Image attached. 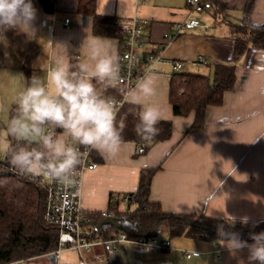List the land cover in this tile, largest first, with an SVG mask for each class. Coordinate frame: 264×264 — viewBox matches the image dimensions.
Masks as SVG:
<instances>
[{
  "label": "crops",
  "instance_id": "0c3cea01",
  "mask_svg": "<svg viewBox=\"0 0 264 264\" xmlns=\"http://www.w3.org/2000/svg\"><path fill=\"white\" fill-rule=\"evenodd\" d=\"M51 1L54 11L49 14L38 0H31L35 9L34 36L13 29L4 33L7 43H0V100L10 102L23 88L27 72L31 76L42 75L40 65L63 57L64 49L69 58L83 61L82 44L100 38L91 32V19L74 12L77 0ZM185 1L96 0L98 14L125 20L126 26L133 17L148 22L144 33L147 50L160 57L154 71L159 76L158 90L151 102L159 108L160 120L171 121L173 128L168 140L157 142L146 151L142 148L143 153H138L141 147L129 142L122 144L114 158H103L93 151L98 158L92 159L97 167L83 176L81 207L85 212H105L110 193L135 192L140 170L161 164L151 180L150 199L158 202L163 211L263 223L264 49L248 48L239 58L234 87L225 93L222 105L207 108L206 123L200 129L185 134L192 115L172 114L168 88L175 61L183 63L181 72L208 76L214 64L231 63L229 23L264 25V0H255L247 19V0H218L222 8L213 6L204 14L190 16L200 20L207 30L196 27L178 31V24L188 16ZM165 34L172 39H166ZM103 43L105 47L114 46L118 55L116 39L103 38ZM163 240L169 241L168 248L145 240H127L109 248L92 245L82 252L67 248L59 255L11 264H103L101 256L107 264H249L247 248L232 253L223 241L169 240L167 236ZM246 243L251 245L253 241ZM184 252H198L199 256L187 259Z\"/></svg>",
  "mask_w": 264,
  "mask_h": 264
},
{
  "label": "trees",
  "instance_id": "16d2710c",
  "mask_svg": "<svg viewBox=\"0 0 264 264\" xmlns=\"http://www.w3.org/2000/svg\"><path fill=\"white\" fill-rule=\"evenodd\" d=\"M42 9L51 14L54 5L51 0H38ZM211 7L222 3L218 0H206ZM255 0H247L244 17L252 9ZM77 15L91 19V32L100 38L116 39L118 41V56L120 45L124 39L125 20L113 15H103L96 12V0H77L75 11ZM229 31L233 42L231 63H216L212 67L211 76L175 71L171 74L168 88V103L172 114L178 117L192 115V122L185 134L194 129L204 127L208 107L220 106L225 93L232 90L236 81V63L248 48L264 49V25L231 24ZM73 64L79 61L69 58ZM27 72V71H26ZM27 72V79L32 77ZM103 96L117 100L119 87L112 88L97 85ZM139 108L123 103L117 111V124L123 121V143H134L144 148L157 142L168 140L172 134V122L159 120V133L150 140L143 139L136 131ZM91 154V159L98 160ZM4 164H8L6 157ZM1 164V163H0ZM161 164L154 168H142L139 172L138 187L135 192L126 195L110 193L105 213L125 222L127 231L140 236L126 235L129 240H147L142 236L152 232L155 226L160 231L164 224L167 238L187 237L204 241H222L227 235L235 233L239 240L250 242L252 236L264 232V222L248 224L224 217H209L190 213H168L162 210L158 202L150 199L151 180ZM126 197V201L123 199ZM45 191L29 180L10 174L0 168V264H11L26 261L39 256L53 254L58 247L60 229L47 222L44 218ZM104 218L102 212H84L81 228L89 232L90 238L108 241L120 233L111 225H103L95 230L96 225Z\"/></svg>",
  "mask_w": 264,
  "mask_h": 264
},
{
  "label": "clouds",
  "instance_id": "9594fccd",
  "mask_svg": "<svg viewBox=\"0 0 264 264\" xmlns=\"http://www.w3.org/2000/svg\"><path fill=\"white\" fill-rule=\"evenodd\" d=\"M34 20L31 0H0V43L6 45L4 33L10 29L34 36ZM82 47L83 61L73 64L63 48V57L42 63V75L24 80L10 102L0 100V155L20 175L71 184L82 163L80 147L103 158H114L120 152L125 124H117L116 104L97 89L98 84L119 86L118 55L114 46L105 47L103 38ZM158 80V74L148 69L125 92V102L140 109L136 131L145 140L159 133L160 111L151 102ZM252 240L249 245L232 233L222 241L232 253L247 248L249 264H264V232Z\"/></svg>",
  "mask_w": 264,
  "mask_h": 264
},
{
  "label": "built area",
  "instance_id": "2783aa9c",
  "mask_svg": "<svg viewBox=\"0 0 264 264\" xmlns=\"http://www.w3.org/2000/svg\"><path fill=\"white\" fill-rule=\"evenodd\" d=\"M186 12L188 16L178 24V31L190 30L196 27L208 29L206 25L200 22L197 18L190 17L191 14H204L211 8L210 2L206 0H186ZM68 19L65 23L68 24ZM148 26V22L144 19L133 17L127 23L124 31V39L120 45V54L118 56L121 67V82L119 84V98L111 99L115 104L117 111L123 103H125V92L128 88L135 85L142 78L145 71L151 69L155 71L156 64L159 63V54L147 50V44L144 41V33ZM166 39L171 40L172 36L165 34ZM202 63H206L205 59H201ZM183 63L175 61L173 70L179 71L182 69ZM143 149L139 148L138 153H143ZM82 163L74 173V182L71 184H62L50 182L41 178H32L18 174L10 165L4 164L3 157L0 155V168L15 176L29 180L43 188L45 191V210L44 218L47 222L59 227L60 235L58 239V247L54 251V255H59L60 252L67 248H72L77 252L87 251L92 245L103 244L107 248L113 243L129 240L125 234L118 233L117 237L108 241H101L98 238H90L89 232H85L81 228V223L84 220V210L81 207L82 196V180L86 171H93L97 167L91 159L92 151L80 147ZM126 201V197L123 199ZM105 217H110L105 212L102 213ZM151 245L159 248H168L169 241L159 240L158 237L145 240ZM184 257L189 259L199 256L198 252H184ZM103 264H107L103 257H100Z\"/></svg>",
  "mask_w": 264,
  "mask_h": 264
},
{
  "label": "water",
  "instance_id": "95a60500",
  "mask_svg": "<svg viewBox=\"0 0 264 264\" xmlns=\"http://www.w3.org/2000/svg\"><path fill=\"white\" fill-rule=\"evenodd\" d=\"M103 225H111L112 227L116 228L118 231L128 233L131 236H135V237L140 236L134 232L127 231V229L125 228V222H123L119 218H115L112 216L105 217L96 225L95 230H99ZM158 233H159L158 227L155 226L151 233L142 236V238L151 239L156 237Z\"/></svg>",
  "mask_w": 264,
  "mask_h": 264
},
{
  "label": "rangeland",
  "instance_id": "374dc122",
  "mask_svg": "<svg viewBox=\"0 0 264 264\" xmlns=\"http://www.w3.org/2000/svg\"><path fill=\"white\" fill-rule=\"evenodd\" d=\"M166 235H167L166 226L164 224H161L160 225V231H159L157 237L161 241V240H163V238L166 237ZM178 238H185V239H187V237L182 236V237H172L171 240H177ZM188 239H190V238H188Z\"/></svg>",
  "mask_w": 264,
  "mask_h": 264
}]
</instances>
